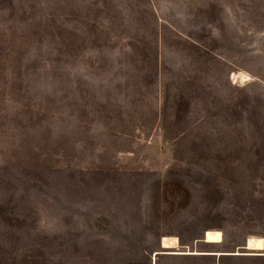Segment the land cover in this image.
Instances as JSON below:
<instances>
[{
  "label": "rangeland",
  "instance_id": "374dc122",
  "mask_svg": "<svg viewBox=\"0 0 264 264\" xmlns=\"http://www.w3.org/2000/svg\"><path fill=\"white\" fill-rule=\"evenodd\" d=\"M249 236L264 0H0V264H264Z\"/></svg>",
  "mask_w": 264,
  "mask_h": 264
},
{
  "label": "bare ground",
  "instance_id": "6f19581e",
  "mask_svg": "<svg viewBox=\"0 0 264 264\" xmlns=\"http://www.w3.org/2000/svg\"><path fill=\"white\" fill-rule=\"evenodd\" d=\"M244 79V77H241ZM223 241V234L221 231L217 229H209L204 232L203 234V242L207 244H219ZM179 246L178 244V239L174 236L172 237H162L160 240V247L163 250L167 249H176ZM244 250L246 251L245 253L242 254H252V255H261L264 256V240L261 237L257 236H249L246 239ZM162 252V251H161ZM155 252V255L153 256V260L155 263L156 256L161 253ZM167 253L169 254H192V255H215V256H220L222 253L221 252H199L197 250H187V251H170ZM239 252L234 253V255H239Z\"/></svg>",
  "mask_w": 264,
  "mask_h": 264
},
{
  "label": "water",
  "instance_id": "95a60500",
  "mask_svg": "<svg viewBox=\"0 0 264 264\" xmlns=\"http://www.w3.org/2000/svg\"><path fill=\"white\" fill-rule=\"evenodd\" d=\"M222 255H225V254H222ZM222 255H221V256H222ZM140 264H143V263H140ZM152 264H153V263H152Z\"/></svg>",
  "mask_w": 264,
  "mask_h": 264
}]
</instances>
